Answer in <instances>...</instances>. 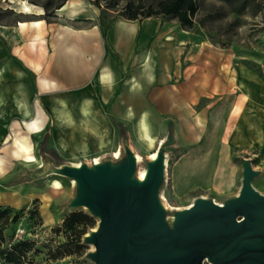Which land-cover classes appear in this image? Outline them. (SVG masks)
<instances>
[{
	"label": "crops",
	"instance_id": "obj_1",
	"mask_svg": "<svg viewBox=\"0 0 264 264\" xmlns=\"http://www.w3.org/2000/svg\"><path fill=\"white\" fill-rule=\"evenodd\" d=\"M63 5L62 23L18 21L9 39L0 36L1 206L18 196L13 165L32 162L18 142L34 158L45 136L46 149L93 158L114 155L124 140L149 155L171 138L166 178L175 196L236 195L242 159L264 173L262 61L198 41L176 20L117 16L102 28L88 16L76 26L79 10ZM142 121L152 150L139 138Z\"/></svg>",
	"mask_w": 264,
	"mask_h": 264
},
{
	"label": "water",
	"instance_id": "obj_2",
	"mask_svg": "<svg viewBox=\"0 0 264 264\" xmlns=\"http://www.w3.org/2000/svg\"><path fill=\"white\" fill-rule=\"evenodd\" d=\"M172 139L161 141L153 157L139 161L127 140L118 155L77 164L44 161L31 179L49 176L73 184L66 210L84 208L97 219L82 237L93 264H264V194L252 180L261 174L242 159L238 193L218 203L199 196L169 211L161 198Z\"/></svg>",
	"mask_w": 264,
	"mask_h": 264
},
{
	"label": "rangeland",
	"instance_id": "obj_3",
	"mask_svg": "<svg viewBox=\"0 0 264 264\" xmlns=\"http://www.w3.org/2000/svg\"><path fill=\"white\" fill-rule=\"evenodd\" d=\"M22 1L30 5L29 12H23ZM60 1L69 4L70 8L79 10L75 16L77 17L76 26L89 25L90 21L85 17L93 16L94 21L102 28H105L113 18L124 15L125 5L128 2V0H54V3ZM197 2L199 10L191 31L198 41H208L221 47L234 49L251 65L256 64L258 60L264 63V0H256L258 4L246 5L242 12L237 11L240 5L238 0H197ZM43 13L44 10L39 5L29 0H0V36L9 39L18 21L41 19ZM55 13L58 12L55 11ZM65 16H68L66 12L58 13L56 18L48 16L45 21L62 23V18ZM45 140L46 136L43 141ZM136 152L141 157V161L138 162L141 169L143 161L148 158V153L140 149ZM115 153L118 154L119 150ZM93 156L88 154L66 157L59 152L46 149L44 142L35 147L34 161L19 160L13 165V169L19 173L20 185L17 199L10 202L11 204L2 205L7 207V215L6 220L0 219V229L4 237L0 250H8L18 241H24L31 244L24 264H93L84 258V254L92 250V246L82 244V241L78 242L72 230H68L63 225L64 219L73 212H81L90 217L92 223L84 227L86 233L94 229L97 224V219L84 208L75 211L64 208V203L73 192L72 182L60 176H49L42 181L32 179L33 181L30 182L31 178L28 176L37 171L44 161H50L53 164L63 162L77 164L83 161L89 162L95 158ZM169 166L167 165V169ZM25 174L30 179H27ZM53 180L59 182V187L52 185ZM168 182L170 184L166 178L160 194L170 217L175 208L186 207L199 196L212 198L218 203L222 202L210 196L208 191L195 190L175 196L169 190ZM9 183L8 178L4 179V186ZM252 186L259 193L264 194V173L252 180ZM4 221L6 224H3ZM81 228L83 226L78 227V229ZM3 263L0 257V264Z\"/></svg>",
	"mask_w": 264,
	"mask_h": 264
},
{
	"label": "trees",
	"instance_id": "obj_4",
	"mask_svg": "<svg viewBox=\"0 0 264 264\" xmlns=\"http://www.w3.org/2000/svg\"><path fill=\"white\" fill-rule=\"evenodd\" d=\"M31 3L39 5L43 10L41 19L51 16L56 18L55 11L59 9L64 2L54 3V0H29ZM241 1V2H239ZM240 3L237 11L245 10L246 5L250 3L258 4L256 0H238ZM126 13L122 17L126 19H143V18H162L166 20H176L185 30H191L194 26L196 15L199 10L197 0H128L125 5ZM107 26V25H106ZM45 142V141H44ZM43 142V144H44ZM7 207L0 205V219L6 220ZM90 217L81 212L70 213L63 221L64 227L72 230L78 242L82 241V237L86 231L84 227L91 224ZM3 224H6L5 221ZM75 226V227H74ZM82 227L78 229V227ZM3 234L0 229V245L3 242ZM31 244L24 241H18L8 250H0V257L4 261L3 264H24L27 252L31 249ZM62 254V253H60Z\"/></svg>",
	"mask_w": 264,
	"mask_h": 264
},
{
	"label": "bare ground",
	"instance_id": "obj_5",
	"mask_svg": "<svg viewBox=\"0 0 264 264\" xmlns=\"http://www.w3.org/2000/svg\"><path fill=\"white\" fill-rule=\"evenodd\" d=\"M23 2V1H22ZM69 7V6H68ZM72 9H74V7H71ZM66 9V5H63L60 9H58V10H56V11H58V12H62L63 10H65ZM23 12H29L30 11V5L29 4H27V3H25V2H23ZM21 12V11H20ZM35 24L36 23H39L38 21H35L34 22ZM20 25H22V24H20ZM37 25V24H36ZM24 26V25H23ZM139 138L142 140V142L146 145V147L147 148H149V149H151L152 148V144H153V138L150 136V133H149V130H148V127H147V125H146V123L145 122H141L140 123V125H139ZM18 149H19V151H22V152H24L25 153V157H26V159H28L29 161H34V158L31 156V155H29V153H28V149L24 146V145H22V144H20L19 142H18ZM152 150V149H151ZM155 150H156V148L153 150V151H149L150 153H149V155H148V157H153L154 155H155ZM114 155H118L117 153H115ZM136 156H137V159H138V161H141V157H140V155L139 154H136ZM97 159H99L98 157H95V160H97ZM78 165V164H77ZM139 175L140 176H142L143 175V168H141V169H139ZM52 185L54 186V187H59L58 185H59V182L57 181V180H53V182H52ZM51 187V186H50ZM58 189V188H57ZM59 190V189H58ZM4 201V200H3ZM176 209V208H175Z\"/></svg>",
	"mask_w": 264,
	"mask_h": 264
},
{
	"label": "built area",
	"instance_id": "obj_6",
	"mask_svg": "<svg viewBox=\"0 0 264 264\" xmlns=\"http://www.w3.org/2000/svg\"><path fill=\"white\" fill-rule=\"evenodd\" d=\"M95 159V158H94Z\"/></svg>",
	"mask_w": 264,
	"mask_h": 264
}]
</instances>
